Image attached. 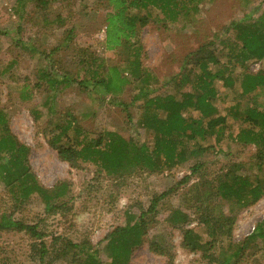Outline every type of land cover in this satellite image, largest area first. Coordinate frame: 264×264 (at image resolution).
I'll use <instances>...</instances> for the list:
<instances>
[{"label": "rangeland", "instance_id": "1", "mask_svg": "<svg viewBox=\"0 0 264 264\" xmlns=\"http://www.w3.org/2000/svg\"><path fill=\"white\" fill-rule=\"evenodd\" d=\"M44 1L46 4L37 0H0V112L12 135L29 148L28 163L37 183L54 199L48 200L47 205L43 195L34 193L22 200L19 193L11 191V186L5 187L0 181V222L13 220L35 225L50 249L49 256L40 263L36 251L31 249L38 241L27 232L5 227L0 230V264H72L68 255L51 259L58 253V245L49 246L52 237L78 244L88 241L97 250V258L107 263L105 235L116 226H123L128 216L137 217L145 212L150 199L189 174V167L195 161L202 164L197 174L206 180L225 173L235 164L255 172L256 148L225 138L219 144L209 141L212 149L204 150L198 158L194 156L170 171L148 173L131 168L130 174L120 178L106 174L91 162L78 160L71 164L60 160L49 145V139L59 132L64 120L71 117L82 132L81 135L70 132L71 143L84 133L87 140H95L105 132L117 133L135 143L148 142L150 133L139 125L140 105L147 98L133 100L144 82L132 81L124 69L129 49L141 47L138 56L149 77L148 90H152L149 98L175 93L177 88L169 79L180 72L184 57L203 40L213 39L218 56L219 44L226 39L230 41L233 36L230 32L225 34L223 28L244 16H248L242 21L245 24L260 17L264 19V0H203L196 15H183L174 22L163 23L158 11L153 10L148 15V24L138 30L136 39L130 40L127 48L113 50L105 49L106 18L113 14L108 0ZM69 30L72 33L67 36ZM53 48L58 49L52 55L55 67L58 71L66 70L68 78L88 79L89 71H95L97 63L101 62L105 74L108 69L116 68L122 72L126 83L114 96H102L95 89L82 90L76 85L57 84L52 90L41 77L45 63L40 54ZM89 56L95 57L97 62L88 60ZM219 60L225 65V58ZM245 64L249 73L259 72L262 67L257 61ZM238 71L234 68L232 75ZM215 87L218 113L225 115L227 108L239 100V83L230 90L220 82ZM24 94L27 99H22ZM254 99L264 105V92ZM117 102L126 104L128 109L123 111ZM226 126L227 132L233 135L237 132L229 116ZM62 142L66 140L63 138ZM200 144L204 147L206 142L198 141L197 145ZM261 170L264 171V165ZM198 178L191 177L185 185L163 198L154 212L145 214L143 218L148 222L145 241L132 253L127 264H216L207 261L201 252L192 253L182 248V229H195L194 222L172 225L168 221L172 210L187 212L185 193ZM61 184L65 185L64 193L61 188L57 190ZM54 205L61 207L47 212V208ZM234 215V226L227 241L236 246L263 220L264 195ZM151 241L170 247L171 256L150 251L148 242ZM226 245L227 242L223 244ZM260 246L262 244L246 247L240 264H264V251Z\"/></svg>", "mask_w": 264, "mask_h": 264}, {"label": "trees", "instance_id": "2", "mask_svg": "<svg viewBox=\"0 0 264 264\" xmlns=\"http://www.w3.org/2000/svg\"><path fill=\"white\" fill-rule=\"evenodd\" d=\"M38 3L46 4L44 0ZM112 4L113 14L106 18L105 49L113 50L118 47L127 48L130 40L136 39L137 32L148 24V15L157 10L160 22H174L180 16L196 15L200 12L199 5L203 0H108ZM143 12V13H142ZM248 16L232 22L223 28L225 34L232 33V40L222 42L221 49L216 54L215 40L200 42L197 48L189 52L182 60L180 72L169 80L177 88L175 93L150 97L148 78L141 67L138 50L133 48L125 60V70L132 81L144 82L133 96L136 102L139 98H147L141 103L139 125H142L150 136L148 142L135 143L114 132L100 134L95 140H87V134L77 137L73 143L69 138L70 132L81 135V130L75 119L67 117L58 133L51 135L49 145L56 151L57 157L68 163L84 160L95 164L108 175L122 177L130 174L131 168L143 172L160 173L181 166L192 157L200 156L204 150L219 144L223 139H231L242 145H252L256 148L255 172L247 171L242 165H232L223 174L212 180L200 177L198 171L202 164L195 161L189 167V174L184 175L168 190L153 196L145 212L139 216H128L123 226H116L105 235L104 250L109 262L97 258V250L84 241L73 243L60 237H52L53 247L58 245L59 256H70L72 264H127L132 253L144 243L148 222L145 214L156 210L158 203L167 195L185 185L191 177L199 176L195 183L185 193L187 212L179 209L170 211L168 221L175 225H187L194 222V228L182 229V248L192 252H201L210 263L240 264L245 248L252 244H262L264 251V218L256 224L253 232L246 236L241 245L231 244L230 235L235 222V213L258 201L264 195V105L258 103L255 97L264 92V19L260 17L251 23H242ZM72 30L68 31L70 36ZM216 34V33H215ZM217 35V34H216ZM61 45V44H60ZM228 49L226 53L224 50ZM57 48L48 53H41L45 66L40 71L41 77L52 90L59 85H76L82 90L95 89L103 95L114 96L121 85L126 82L118 69H108L105 74L102 63L98 62L96 70L89 71L91 76L81 80L68 78L66 70L55 67L52 55ZM84 51V50H80ZM225 58V65L220 63ZM95 63V57H88ZM257 61L262 64L259 72L249 73L246 62ZM97 62V61H96ZM239 70L232 75L233 70ZM102 71L99 72V71ZM146 81V82H145ZM220 82L228 90L239 83V100L227 108L225 115H220L216 107V83ZM38 87V84H35ZM188 87V89L186 88ZM49 88V89H50ZM24 94L22 99H27ZM133 104V103H131ZM126 111L128 106L117 102ZM35 115V114H34ZM227 116L237 126V132H227ZM131 118L130 115L127 116ZM36 120L37 117L34 116ZM66 143L62 142V139ZM198 141L206 142L203 147ZM208 144V145H207ZM29 148L21 144L10 132L7 120L0 112V181L5 187L19 193L20 199H26L37 193L43 195L45 203L54 199L37 183L28 163ZM2 161V163H1ZM197 174V175H196ZM63 193L65 185L58 189ZM15 190V191H14ZM63 193H61L63 195ZM59 197V194H56ZM61 206L47 208V212ZM12 228L27 232L36 239L31 249L36 251L39 262L49 256V248L45 245L43 234L37 231L35 225L7 220L0 222V230ZM227 242L226 246H223ZM222 244V245H221ZM170 247L160 246L156 242H148V249L162 255L171 256ZM56 251V252H57ZM171 260V258H169Z\"/></svg>", "mask_w": 264, "mask_h": 264}]
</instances>
